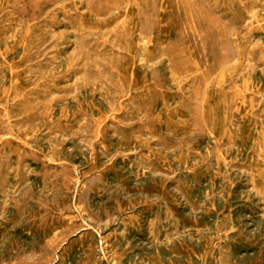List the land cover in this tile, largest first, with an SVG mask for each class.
<instances>
[{
  "label": "rangeland",
  "instance_id": "374dc122",
  "mask_svg": "<svg viewBox=\"0 0 264 264\" xmlns=\"http://www.w3.org/2000/svg\"><path fill=\"white\" fill-rule=\"evenodd\" d=\"M0 264H264V0H0Z\"/></svg>",
  "mask_w": 264,
  "mask_h": 264
},
{
  "label": "bare ground",
  "instance_id": "6f19581e",
  "mask_svg": "<svg viewBox=\"0 0 264 264\" xmlns=\"http://www.w3.org/2000/svg\"><path fill=\"white\" fill-rule=\"evenodd\" d=\"M19 36V35H18ZM241 39V38H240ZM198 45V44H197ZM100 46V45H99ZM263 47V46H262ZM23 48V47H22ZM198 50V49H197ZM109 51V50H108ZM260 53V52H259ZM250 69V68H249ZM261 69V68H260ZM259 69V70H260ZM143 71V70H142ZM250 78V77H249ZM238 81V80H237ZM229 83V82H228ZM168 103V102H167ZM240 114V113H239ZM108 119V118H107ZM254 120V119H253ZM9 122V121H8ZM214 152V151H213ZM13 156V155H12ZM137 162V161H136ZM185 167V166H184ZM211 167V166H210ZM121 169V168H120ZM228 169V168H227ZM161 174V173H160ZM78 179V178H77ZM76 180V179H75ZM82 182V181H81ZM75 185V184H74ZM249 189V188H248ZM109 201V200H108ZM75 209V208H74ZM74 213V212H73ZM127 213V212H126ZM190 215V214H189ZM187 220V219H186ZM241 221V220H240ZM102 226V225H101ZM121 226V225H120ZM123 227V226H122ZM229 227V226H228ZM118 228V227H117ZM56 241V240H55ZM172 243V242H171ZM60 245V244H59ZM36 247V246H35ZM217 248V247H216ZM105 249V248H104ZM96 252V251H95ZM107 254V253H106ZM172 256V255H171ZM102 260V259H101Z\"/></svg>",
  "mask_w": 264,
  "mask_h": 264
}]
</instances>
